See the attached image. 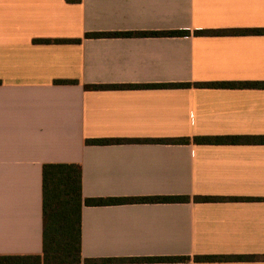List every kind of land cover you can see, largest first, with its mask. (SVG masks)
<instances>
[{
	"label": "crops",
	"instance_id": "1",
	"mask_svg": "<svg viewBox=\"0 0 264 264\" xmlns=\"http://www.w3.org/2000/svg\"><path fill=\"white\" fill-rule=\"evenodd\" d=\"M244 29L264 0H0V256L42 254L43 167L79 164L83 199L190 198L83 205L82 259L117 261L79 264H264V144L193 142L264 136V87L195 86L264 82V33L195 35ZM176 256L249 258L144 261Z\"/></svg>",
	"mask_w": 264,
	"mask_h": 264
},
{
	"label": "trees",
	"instance_id": "2",
	"mask_svg": "<svg viewBox=\"0 0 264 264\" xmlns=\"http://www.w3.org/2000/svg\"><path fill=\"white\" fill-rule=\"evenodd\" d=\"M226 33L248 34L264 33V29L244 30H203L195 35H221ZM189 31L162 32H96L87 33L86 38L102 37H181L189 36ZM77 40H36L38 43H63ZM56 83H76V81L60 80ZM200 88H263L264 82H212L197 83ZM136 86L123 85H86L88 90L123 89ZM143 87H190V84L143 85ZM119 139L88 140L87 143L105 145L120 143ZM159 143L189 144L190 138H175L157 140ZM196 144H241L248 142L264 144V136H217L195 137ZM198 202L224 200L223 198L199 196ZM238 200V198H234ZM188 196H160L148 198H92L82 197V167L79 164H45L43 167V252L41 255L0 256V264H79L117 261L116 259H82L81 255V211L83 205L102 206L133 202H189ZM249 257L226 256H188L146 258L144 261L158 262H218L228 260H243Z\"/></svg>",
	"mask_w": 264,
	"mask_h": 264
}]
</instances>
